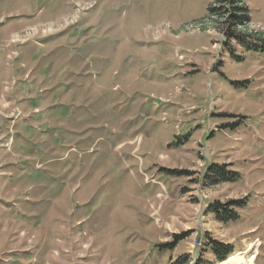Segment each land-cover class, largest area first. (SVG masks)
<instances>
[{
	"label": "rangeland",
	"instance_id": "rangeland-1",
	"mask_svg": "<svg viewBox=\"0 0 264 264\" xmlns=\"http://www.w3.org/2000/svg\"><path fill=\"white\" fill-rule=\"evenodd\" d=\"M245 2L232 39L221 0H0V164L53 215L5 228L0 260L220 264L217 243L264 264V0Z\"/></svg>",
	"mask_w": 264,
	"mask_h": 264
},
{
	"label": "crops",
	"instance_id": "crops-1",
	"mask_svg": "<svg viewBox=\"0 0 264 264\" xmlns=\"http://www.w3.org/2000/svg\"><path fill=\"white\" fill-rule=\"evenodd\" d=\"M17 121L19 122L20 118H16L14 121H11V125L17 124ZM31 160L33 162L35 161L34 158H31ZM7 167L8 166L4 165L2 161V164H0V185H2L1 190L5 191V189H9L8 191H11V194L14 196L17 195L18 192L20 193L21 190H26L23 194L24 196L22 195L21 200L13 199L10 203H8L3 199V197L0 199V234L6 235L5 230L8 229V226H12V224H23V218L24 221L29 223V225L36 226L40 224V226H42L45 223V220L50 219V217H53V215L50 213V210L41 211L39 207L33 206L30 203V200H27L28 196L33 193L35 188L30 187L28 190L30 185L25 184V180L22 177L13 176L11 170L8 171L6 169ZM41 168H43L42 164L36 163L35 167L28 166L25 171L32 174ZM27 216L31 217V221L27 218ZM36 219L38 220L37 222H35ZM7 234L9 239L8 245H10V240L15 239L16 236L13 235L12 231L7 232ZM21 235L23 236L24 233H21ZM22 253H25V255L22 256ZM49 254V249L47 252H41V254L32 249H28V251L25 252L22 251L11 253L8 255V258L1 259L0 264H47ZM11 260L13 261L11 262Z\"/></svg>",
	"mask_w": 264,
	"mask_h": 264
},
{
	"label": "trees",
	"instance_id": "trees-1",
	"mask_svg": "<svg viewBox=\"0 0 264 264\" xmlns=\"http://www.w3.org/2000/svg\"><path fill=\"white\" fill-rule=\"evenodd\" d=\"M245 3V0H221L219 7L213 6V8H211V14L214 17L228 16V25L229 27L231 26V31L228 33L229 37L232 39L241 36L244 37L237 29L238 27H246L250 23L247 12L248 8L245 7ZM237 176L238 174L228 170V165H213L208 168L207 179L211 181L212 184H223L236 181ZM245 204V200L229 201L226 204L217 202L209 207V212L215 216L217 221L227 224L239 218L236 208L244 206ZM212 250L219 263L226 261L234 252L228 245L217 243H215L214 246L212 245Z\"/></svg>",
	"mask_w": 264,
	"mask_h": 264
},
{
	"label": "bare ground",
	"instance_id": "bare-ground-1",
	"mask_svg": "<svg viewBox=\"0 0 264 264\" xmlns=\"http://www.w3.org/2000/svg\"><path fill=\"white\" fill-rule=\"evenodd\" d=\"M252 245V244H251ZM251 249H246L244 252H237L236 254L230 256L226 261L220 263V264H243V260L241 259L242 253L248 254ZM252 262L256 259V253L251 258Z\"/></svg>",
	"mask_w": 264,
	"mask_h": 264
}]
</instances>
